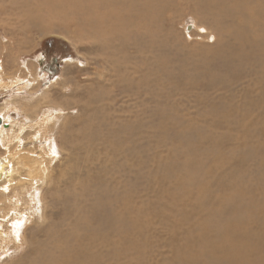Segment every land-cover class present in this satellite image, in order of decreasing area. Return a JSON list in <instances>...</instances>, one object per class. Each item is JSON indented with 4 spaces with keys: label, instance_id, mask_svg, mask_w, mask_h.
Segmentation results:
<instances>
[{
    "label": "rangeland",
    "instance_id": "rangeland-1",
    "mask_svg": "<svg viewBox=\"0 0 264 264\" xmlns=\"http://www.w3.org/2000/svg\"><path fill=\"white\" fill-rule=\"evenodd\" d=\"M173 2L157 21V44L142 45L140 54L128 44L123 59L116 41L107 47L103 37L80 35L74 26L63 31L47 18L20 33L0 1V71L7 84L0 81V112L7 113L8 101L19 107L6 114L13 124L4 120L10 127L0 138V156L30 163L25 157L32 150L30 160L48 169L43 176L35 166L0 191V264H54L52 255L30 259L43 250L45 232L71 229L86 234L84 250L93 264H181L196 248L186 243V234L214 218L198 211L193 199L228 209L239 205L244 216L234 220L244 219L253 235L261 232L264 251V191L254 176L264 146V96L250 78L237 85L218 80L229 75L223 61H214L223 33L197 0ZM214 69L220 73L212 77ZM49 114L55 122L39 127ZM199 163L202 175L194 170ZM210 169L214 173L207 175ZM233 176L234 188L223 186ZM108 217L138 220L136 246L116 239L112 222L104 224ZM214 221L223 222L217 215ZM104 238L110 243L105 247ZM92 240L99 243L96 255Z\"/></svg>",
    "mask_w": 264,
    "mask_h": 264
},
{
    "label": "bare ground",
    "instance_id": "bare-ground-1",
    "mask_svg": "<svg viewBox=\"0 0 264 264\" xmlns=\"http://www.w3.org/2000/svg\"><path fill=\"white\" fill-rule=\"evenodd\" d=\"M0 1L5 3L4 10H5L6 14L12 15V19L14 20V23L19 24V25H16V27L18 26L17 29L19 30L20 33H23V34L27 33L29 28L31 30V27H33L34 25H36V27H37L43 21V19L47 18V19H50L51 21H57V22L61 23V25H62L61 29L63 31L68 30L70 28V26H74V29L78 30L80 35H81V33H83V34H85L86 37H90L92 39H95L97 37H103L105 44L107 43V45H106L107 47L110 46L108 44H112L113 41H116V45L118 47H116L114 49H115V51H116V49L121 50V53H122V56L124 59L126 50L130 49V47H128V44L133 45L134 53L138 52L139 54H140L139 51L142 50V45L148 44L149 47H153L155 44H157L156 38H158L157 32H159V29H158L159 24L157 23V21L159 18L164 16L165 11H167V9L172 5V2L174 0H0ZM197 2L200 5L201 9H203L205 11V13H208L209 16L211 15L213 17L214 26L219 31V34L222 35V33H223V36H222L223 40L221 42V45H219L220 50L217 53V57L214 59V61H218V60L223 61L224 65H225V71L229 75H226L225 77L220 78L218 80H222L225 82L226 78H230L231 81H234V85L235 84L237 85L240 81H242L241 79H245V81H246V80H249V78H250V80L248 82L254 81V83H255L254 87L258 86L259 87L258 93L264 96V0H197ZM173 4H174V2H173ZM1 8H2V6H1ZM22 25H24V26H22ZM51 27L49 29H51ZM102 44H104V43H102ZM115 51H112V53ZM109 57H110V59L112 58L111 55ZM138 59H140V58H138ZM128 62H130V61H128ZM151 62H153V60H151ZM155 62L156 61H154L153 63H155ZM135 63H136V61H135ZM234 63L239 64V66L235 69L233 67ZM154 66H155V64H154ZM146 67H148V65H146ZM150 69H151V67H150ZM152 71H154V70H152ZM135 73H137V72H135ZM159 73H158V75H159ZM206 73H207V71H206ZM218 73H220V72L218 70L214 69L212 77H214ZM154 76H156V75H154ZM161 76H163V75H161ZM3 77H4V75L2 74V67H1V71H0L1 85L6 86L7 85L5 83L6 79H4ZM145 79H147V77ZM167 79L168 78H166V81H168ZM33 80H35V79H33ZM148 80H149V82L151 81L150 79H148ZM164 81L165 80H163V82ZM142 82H144V81H142ZM176 82H178V81H176ZM168 83H169V81H168ZM226 83L229 84L230 82L229 83L226 82ZM150 84L152 85V83H150ZM153 86H155V85H153ZM147 89H148V87H147ZM155 90H156V88H155ZM144 92H146V91H144ZM140 93H141V91H140ZM94 98H96V97H94ZM93 99H91V100L93 101ZM107 104H109V103L107 102ZM4 108H5V110H8L5 112L9 113V111H11V109H15V111H17L19 107H18V105L13 104V103L8 101L7 105H5L3 107V109ZM100 108H102V106H100ZM3 109H1V110H3ZM101 110L103 111V108ZM111 110H112V108H111ZM109 112L110 111H108V114H109ZM7 113L0 112V138H1V140H4L3 133L8 131L9 127H10V126L7 128L5 127L4 120H9L10 125L13 124V119H11L8 115H7L8 116L7 117L6 116ZM104 114H105V112H104ZM247 114L250 115V113H247ZM228 115L232 116V115H230V113L226 114V116H228ZM101 116H103V113ZM222 116L225 117V115H222ZM245 116H247V115H245ZM46 118H47V120H45L41 123L39 122L37 125L39 127H42L45 125L44 123L51 124V123L55 122V119H54L55 116H53V114L47 115ZM103 119L104 118H102V120ZM263 126H264V124L260 128H262ZM45 129H47L46 125H45ZM251 129L252 128H248L245 130V132L249 133ZM262 129H264V127ZM193 130H190L191 133L193 132ZM212 143L214 144V146L212 148L213 149L216 148L215 146H217V144L214 142H212ZM107 146H108V143H107ZM113 149H115V148H113ZM45 152L51 154L52 150L50 151V149H49ZM26 153L29 155L28 156L29 158L25 157V159L29 160L30 163L33 164L34 166H32L30 163L22 162L21 161L22 159L15 157V156H12V154H8L6 156H4V155L0 156V191L5 189L6 186L11 184L15 179L21 177L22 175L29 174L30 170L35 166H37L39 168V171L42 173L43 176H47L48 169L46 167L45 168L42 167V165L38 161L33 162L30 160L32 155H34V154H32L33 151L30 150ZM260 153H261L260 161L256 165V166H258L257 167L258 169L254 170L255 171L254 176L256 178L255 184L258 187L257 189H261L262 191H264V146L263 145L261 147ZM39 157L40 156L37 155L36 158H39ZM188 164H192L191 159H188ZM194 170L198 175H202L203 164L202 163L197 164V166L194 168ZM20 171H22V172H20ZM213 173L214 172L210 169L209 172L207 173V175H211ZM35 177H36V175H35ZM242 185L244 186V180H242ZM223 186H226L228 188H234V176L228 182L226 181L225 184L223 183ZM220 188H222V185ZM5 191H6V189H5ZM104 191H103V193H104ZM109 191H110V189H109ZM250 191H251L250 188L244 189L245 193H249ZM116 192H118V191H116ZM209 193H207V194H209ZM128 195H130V194H128ZM195 195H196V193H195ZM100 196H101V194H100ZM122 196H123V194H122ZM220 196H222V195H220ZM108 198H109V196H107L106 199H108ZM122 199H124V198H122ZM193 200L196 201V203H197L195 207H198V211L210 212V214L214 215V218L217 215V216L221 217L223 222L222 223H216L214 221V218L213 219L207 218L205 220H202V222L197 225V229H196L197 232H195V231H193L192 233L188 232L186 234V238H185L186 243L189 245H194L196 247L195 248L196 250L192 249L193 251L188 254V257L184 258L181 261V264H264V251L261 248V245L263 243V238H262L261 232L258 235H253L249 232L251 227L249 225L247 226L246 222H244L245 221L244 219H242V220L236 219V221L234 220V215L236 217L244 216V214H243L244 210L239 205L234 207V204H233V207L228 209L224 206V203H221L219 201H218V204H215V203L206 204L207 203L206 200H201V201H198L196 199H193ZM220 200H222V198H220ZM120 201H121V203L123 202L122 200H120ZM242 201H244V200H242ZM250 201H252V200L250 199ZM94 202H96L95 199H94L93 203ZM130 202H131V200H130ZM219 203H221V204H219ZM2 205H3V203H2ZM92 205H94V204H92ZM247 205L249 206V204H247ZM97 206H99V205L97 204ZM134 207H135V205H134ZM93 208H94V206H93ZM120 208L122 209V207H120ZM120 208H117V209H120ZM126 208H128V207H126ZM112 209H114V208L112 207ZM117 209H116V211H117ZM2 210H3V208L0 205V212ZM259 210L261 212H264V207H260ZM131 211H132V209H131ZM134 213H135V211H134ZM3 214H5V213L3 212ZM121 214H122V212H121ZM123 214H124V212H123ZM2 216H5V215H2ZM91 216H89L90 219H91ZM117 216H120V215H117ZM123 216H125V215H123ZM85 218L88 219V217H85ZM99 218L100 217H98V219ZM182 218H183V220H185V215H183ZM103 219H104V217H103ZM219 220L220 219H218V221ZM91 221L94 222V219H92ZM109 221H111L113 225L108 224V226L112 225L110 227L114 231L117 240H119L120 242L122 240H124V241H127L129 243V245L136 246V238H137L138 234L134 233L133 230H134V228H137V226L139 224L137 219H136V221L133 220V222H128V221L124 220L123 217L119 218L118 220L109 219V217H108V219L104 222V224L109 222ZM89 222H90V220H89ZM98 222H95V223H97L96 224L97 226H98ZM102 222L103 221H100V223H102ZM84 224L86 226L88 225L86 221H84ZM104 224H102L101 226H103ZM96 225H95V227H96ZM89 226H91L90 223H89ZM93 226L94 225H92V227ZM77 228L78 229L80 228L79 225ZM98 229H99V226H98ZM74 230L75 229H73V231H72V229H71V231H69V234L67 231H65L63 233H58V234H56L53 231L51 233V235H49V234H47V232H45L44 233V239L42 240V241H44V244L42 246L43 250L38 249L36 251V253L34 254V257L32 256L33 258L30 259V261H32V262L36 261V263H37L36 258L41 257V256H47V258H48V256L52 255L53 257L56 258V259L54 258V260L56 262L52 261L54 264H93V262L90 261L92 258L89 260L90 256L86 255L87 252H86V250H84L85 247L90 244L88 241H84V242L82 241L85 239L86 234H84L83 236H79V234H77V232H74ZM86 230H88V228ZM102 230H101V232H102ZM85 232H87V231H85ZM97 232H96V234H97ZM103 232H104V230H103ZM105 232H106V230H105ZM128 232H129V235H127ZM213 232H214V234H213ZM91 235H92V233H91ZM133 235H135V236L133 237ZM95 237H96V235H95ZM92 238L93 237H91V239ZM89 240H90V238H89ZM108 240L109 239H107V238H104L102 240L103 242H105L103 247L108 246V244H110L108 242ZM137 240H139V239L137 238ZM81 241H82V243H81ZM119 241H118V243H119ZM91 243H93L92 246H94L95 250H93V249L92 250H93V252L95 251V255H96V253H97L96 249L97 248H95V246L99 245V243L95 240ZM121 244L123 245V243H121ZM121 244H119V246H121ZM124 244H126V243H124ZM116 246H118V245H116ZM116 246H114V247H116ZM35 247H36V245H35ZM110 248L113 249L112 247H110ZM125 248H127V247H125ZM114 249H115V251H117L116 248H114ZM128 249H129V247L127 248V250ZM123 250L125 251L126 249H123ZM123 252L121 251V253H123ZM118 253H116V254H118ZM68 254H69V256L71 255L72 257L69 258ZM116 254H115V256H116ZM91 255L94 256V253ZM249 256H251V259H248ZM122 257H123V254H122ZM47 258H43V260H45ZM95 258L98 259L97 256H95ZM123 258H125V257H123ZM39 260L40 259H38V262H39ZM47 262H49V261H47ZM94 263H95V260H94ZM107 263H109V262H107ZM110 263H111V261H110Z\"/></svg>",
    "mask_w": 264,
    "mask_h": 264
}]
</instances>
